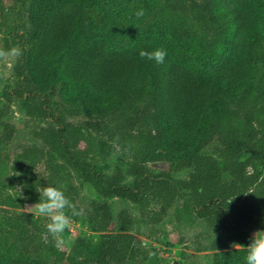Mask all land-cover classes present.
Instances as JSON below:
<instances>
[{
	"label": "trees",
	"instance_id": "1",
	"mask_svg": "<svg viewBox=\"0 0 264 264\" xmlns=\"http://www.w3.org/2000/svg\"><path fill=\"white\" fill-rule=\"evenodd\" d=\"M107 2L125 15L143 4ZM218 3L231 34L209 71L173 36L155 29L123 49L103 37H77L80 22L95 12L84 1L38 0L28 13L27 0H15L8 9L0 0V31L20 47L12 80L1 92L0 140L8 143L15 135L17 128L6 119L13 104L22 102L25 126L41 142L23 144L17 156L24 195L32 204H53L66 220L82 221L100 234L98 241L76 238L72 262L153 260V250L133 233L137 218L128 209L115 217L100 200L83 209L78 178L102 199L133 204L149 226L163 223L181 201L185 214L216 234L213 264H264L254 236L264 233V71L252 85L264 49V0ZM173 6L183 9L179 0ZM58 61L84 106L70 115L86 114L83 124L56 110L41 86ZM238 92L236 108L224 111L221 97ZM98 138L116 150L111 174L94 163ZM214 142V154L205 153ZM156 163L169 166L158 171L151 167ZM10 226L27 244L28 258L0 253V264H49L59 253L53 223L21 213L11 216Z\"/></svg>",
	"mask_w": 264,
	"mask_h": 264
},
{
	"label": "rangeland",
	"instance_id": "2",
	"mask_svg": "<svg viewBox=\"0 0 264 264\" xmlns=\"http://www.w3.org/2000/svg\"><path fill=\"white\" fill-rule=\"evenodd\" d=\"M81 1L95 12L80 22L77 37L86 41L103 37L113 48L123 49L138 35L155 29L162 35L173 36L197 65L209 71L213 70L214 63L231 34L228 20L223 17L218 0H179L183 9L174 8L173 0H143L141 9L127 15L111 8L107 0ZM37 2L38 0H27L25 10L30 13ZM4 3L8 9L15 4V0H4ZM19 49L13 39L5 37L0 31V110L4 105L1 92L12 80ZM263 71L264 49L252 85L258 84ZM41 86L52 98L53 107L68 120L76 124H83L87 120L84 113L70 115L75 111L82 112L84 106L80 96L65 77L61 61L51 64L49 77L47 81L41 82ZM240 93L229 98L221 97L222 109L226 112L235 109ZM6 120L14 125L17 131L8 143L0 140V253L11 258H28L27 244L21 240L19 230L10 226L11 216L27 213L32 215L34 220L40 219L54 224L59 240V253L51 258L49 264H76L70 259V250L75 239L84 237L98 241L100 234L82 221H67L53 204L37 205L29 202L20 186L19 178L22 172L17 156L23 144L41 146V142L35 139L25 126L28 118L22 102L13 104ZM2 134L3 129H0V138ZM217 146V142L212 143L205 153L213 155ZM95 152L94 163L104 172L111 174L117 162L115 148L106 140L98 138ZM168 166L167 163L151 165L158 171L166 170ZM42 170L43 165L39 166L37 173ZM181 176L186 177L187 174ZM27 177L30 178L29 175ZM75 183L80 191L78 202L85 211L90 210L93 200H100L111 205L115 217L124 208L136 216L137 223L133 233L153 250V260L150 264H213L215 251L212 243L216 234L204 221L185 214L180 208L181 201H178L163 223L149 226L140 221L136 207L130 202L117 198L102 199L91 186L83 184L78 178ZM114 228L116 229V223ZM254 236L257 241L256 249L264 250V233L255 232Z\"/></svg>",
	"mask_w": 264,
	"mask_h": 264
},
{
	"label": "built area",
	"instance_id": "3",
	"mask_svg": "<svg viewBox=\"0 0 264 264\" xmlns=\"http://www.w3.org/2000/svg\"><path fill=\"white\" fill-rule=\"evenodd\" d=\"M68 221V220H67Z\"/></svg>",
	"mask_w": 264,
	"mask_h": 264
}]
</instances>
